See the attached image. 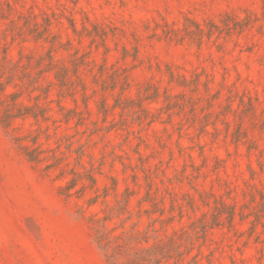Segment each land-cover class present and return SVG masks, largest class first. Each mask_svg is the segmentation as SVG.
Segmentation results:
<instances>
[{"label":"rangeland","instance_id":"obj_1","mask_svg":"<svg viewBox=\"0 0 264 264\" xmlns=\"http://www.w3.org/2000/svg\"><path fill=\"white\" fill-rule=\"evenodd\" d=\"M0 264H264V0H0Z\"/></svg>","mask_w":264,"mask_h":264}]
</instances>
